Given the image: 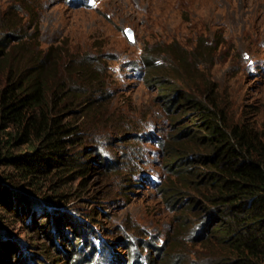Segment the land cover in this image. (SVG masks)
I'll return each mask as SVG.
<instances>
[{
  "label": "rangeland",
  "instance_id": "374dc122",
  "mask_svg": "<svg viewBox=\"0 0 264 264\" xmlns=\"http://www.w3.org/2000/svg\"><path fill=\"white\" fill-rule=\"evenodd\" d=\"M0 35L9 46L53 47L62 59L78 52L101 57L106 73L105 99L73 107L70 117L77 127L73 148L88 154L84 174H49L30 188L0 161V176L12 173L42 216L28 220L0 209V248L10 244L21 264H73L75 258L78 264H201L204 252L193 239L200 217L180 210L189 193L171 189L165 143L175 122L144 59L159 51L151 61L169 66L174 57L165 53L167 44L198 46L201 54L203 44L217 42L212 59L208 51L200 59L211 60L208 67L194 75L214 81L231 115L264 136V0H0ZM48 219L55 222L47 227L54 241L45 234ZM76 229L85 230L90 245L74 243Z\"/></svg>",
  "mask_w": 264,
  "mask_h": 264
},
{
  "label": "trees",
  "instance_id": "16d2710c",
  "mask_svg": "<svg viewBox=\"0 0 264 264\" xmlns=\"http://www.w3.org/2000/svg\"><path fill=\"white\" fill-rule=\"evenodd\" d=\"M8 43V37L0 35V134L5 135L0 140L4 150L0 161L30 188L49 174L58 179L84 174L89 163L83 156L88 154L73 148L77 127L70 117L73 107L86 108L104 97V61L87 52L62 59V51L53 47L42 51ZM216 45L203 44L200 54L198 46L187 51L167 44L165 53L174 57L173 62L155 64L151 60L156 51L145 57V71L150 72L148 80L158 95L167 98L166 110L175 122L177 131L165 143L174 176L171 189L175 194L189 193L180 210L196 211L200 217L193 239L204 252L201 264H264L263 133L231 115L214 81L194 75L200 66L208 67L211 60L200 59L205 51L212 59ZM20 144L28 148L10 151ZM13 179L12 173L0 176V209L28 220L36 214L42 217ZM54 223L46 221V235L52 233L47 227ZM76 230L74 243H87L85 230ZM9 246L0 248V264H21L11 256Z\"/></svg>",
  "mask_w": 264,
  "mask_h": 264
},
{
  "label": "water",
  "instance_id": "95a60500",
  "mask_svg": "<svg viewBox=\"0 0 264 264\" xmlns=\"http://www.w3.org/2000/svg\"><path fill=\"white\" fill-rule=\"evenodd\" d=\"M125 32H126V35L128 36V38L131 39L132 38V30L127 28Z\"/></svg>",
  "mask_w": 264,
  "mask_h": 264
}]
</instances>
